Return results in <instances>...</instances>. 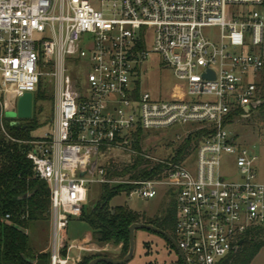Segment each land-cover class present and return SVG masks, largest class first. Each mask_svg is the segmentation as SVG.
I'll list each match as a JSON object with an SVG mask.
<instances>
[{"label":"built area","instance_id":"2783aa9c","mask_svg":"<svg viewBox=\"0 0 264 264\" xmlns=\"http://www.w3.org/2000/svg\"><path fill=\"white\" fill-rule=\"evenodd\" d=\"M206 29H218V38ZM153 56L177 80L169 95L143 89V67ZM262 71L264 0H0L2 130L20 126L8 117L20 98L38 94L44 82L53 90L49 130L27 155L49 187L50 264H70L72 250H94L80 242L65 247L93 185L129 187L130 201L165 190L176 212L171 236L189 264H223L263 229L259 155L229 130L263 99L255 82ZM185 125L193 129L177 136L176 151L190 135L200 138L180 162L176 153H149V134ZM117 153L128 165L141 157L162 173L112 179ZM225 161L238 179L227 180Z\"/></svg>","mask_w":264,"mask_h":264},{"label":"trees","instance_id":"16d2710c","mask_svg":"<svg viewBox=\"0 0 264 264\" xmlns=\"http://www.w3.org/2000/svg\"><path fill=\"white\" fill-rule=\"evenodd\" d=\"M261 87H264V79ZM262 98L264 99V93ZM32 118L29 120H34V112ZM35 129L34 126H12L7 123L2 130L0 126V264H33L39 260L50 264V256L37 255L32 248L30 236L26 233L37 224L50 222L49 187L35 177L33 165L27 159V155L32 149L30 143L35 141L31 136ZM141 136L142 134L139 133L138 138ZM199 138V134L190 135L186 144L176 151L173 160L177 163L180 162L189 150L193 139ZM137 149L141 150L138 144ZM123 166L112 163L109 168L110 178L152 179L162 173L161 166L153 165L152 162L145 161L141 157L133 158L131 164H123ZM129 191L130 188L125 186L102 187L100 202L82 221L90 227L92 238L97 244L122 246L124 257L129 252V229L132 225H153L172 235L176 218L173 202L169 203L164 215L155 220L146 219L145 216L137 214L127 207L112 208L110 206V202L115 196ZM83 215H85V209ZM7 216H9L8 220ZM263 232L262 229L256 231L252 238L255 239ZM251 239L246 240L241 248L223 264H251L263 246L254 243ZM168 245L175 249L169 241ZM146 248H148L147 245ZM99 257L106 256L83 259L79 264H89ZM178 264H184L180 257Z\"/></svg>","mask_w":264,"mask_h":264},{"label":"rangeland","instance_id":"374dc122","mask_svg":"<svg viewBox=\"0 0 264 264\" xmlns=\"http://www.w3.org/2000/svg\"><path fill=\"white\" fill-rule=\"evenodd\" d=\"M204 32L212 38H218L220 34L218 29H206ZM159 62V57L153 56L143 67V89L151 93L154 97H158L161 94L169 95L173 87L177 84L172 70L161 66V64H158ZM263 79L264 71L257 74L255 82L262 85ZM261 89L263 94L264 87ZM52 95L53 90L49 83L46 84L44 82L38 94L33 95L34 120H20V126H34L36 128L35 131L31 133L35 141L43 138L49 130L51 114L53 113ZM14 119H16V117ZM9 122L11 123V121ZM191 129H193V126L185 125L149 134L151 140V149H149V153L158 159L173 158L176 149L179 147L176 141L177 136L184 138L186 132ZM229 130L232 136L236 138L237 144L248 149L254 146L256 147V152L260 158L258 166L259 181L264 182V144L261 142L264 136V105L257 110L252 109L249 118L239 119L238 123ZM117 155H119V157L114 159V163L120 164L122 167H124L123 164H128V158L121 156L119 153H117ZM194 161L195 157L192 163H194ZM223 173L229 181L236 178L238 179L237 168L229 161L224 162ZM89 191V201L85 206L84 218L74 220L69 225V243L77 241L84 242L91 235L90 227L82 221L90 215L92 209L100 202L102 188L100 185H93L89 187ZM169 201V195L165 190H161L159 196L151 201H142L138 199L130 201L126 194L122 193L111 200L110 206L112 208L127 207L133 212L145 216L146 219L155 220L164 215L165 209L169 206ZM49 227V223H41L37 225L38 230L33 229L31 239L34 242V246L39 245L40 247H45L47 245ZM262 230H264V228ZM91 239L96 243L93 238ZM251 241L264 246V232L255 239L252 238ZM146 245L148 248H146ZM98 246V248H94V250L89 252L83 259H91L96 256H106L114 260H122L125 258L122 253V246H115L113 244H98ZM178 260V252L168 245V241H166L164 237L150 231L138 230L135 235L134 255L127 264H178ZM252 264H264V248L260 250Z\"/></svg>","mask_w":264,"mask_h":264},{"label":"water","instance_id":"95a60500","mask_svg":"<svg viewBox=\"0 0 264 264\" xmlns=\"http://www.w3.org/2000/svg\"><path fill=\"white\" fill-rule=\"evenodd\" d=\"M263 105H264V99L254 103L251 108L253 110H257L260 107H262ZM249 111H250V108H247L246 112H249ZM32 116H33V97L31 94H26L25 96H23L22 98L19 99L17 112H15V113L13 112V113L8 114V117L11 119L12 118L14 119L16 117V118L21 119V120H29L32 118ZM138 230H146V231H150V232L161 235L162 237H164L166 240H168L169 242H171L173 244L176 251L178 252L179 257L183 261V263L189 264L187 262L185 256H184V254L179 249L177 243L175 242V240L172 238V236L170 234L156 228L153 225H148V224H134L130 227V229H129V233H130L129 252L124 259L114 260L113 258H110V257H99V258L92 260L89 264H127L128 262H130L131 259L133 258V255H134L135 235H136V232ZM243 243L244 242L241 241L239 243V246H242ZM33 264H46V262L44 260H39V261L33 262Z\"/></svg>","mask_w":264,"mask_h":264},{"label":"crops","instance_id":"0c3cea01","mask_svg":"<svg viewBox=\"0 0 264 264\" xmlns=\"http://www.w3.org/2000/svg\"><path fill=\"white\" fill-rule=\"evenodd\" d=\"M49 224H50L49 236L47 238V245L45 247H40L39 245L34 246V242L31 239V234H32L33 229L34 230H38L37 229V225H39V224H37L36 226L32 227L30 230L26 231V233L30 236L32 248L37 253V255H48V256L51 257V254H52V248H51L52 225H51V221L49 222ZM68 229H69V227H68ZM91 238H92V233H91L90 237L86 239V241H84V242L77 241V242L86 244L90 249L98 248L99 247L98 244L94 243ZM65 241H66L65 242V247L69 246L71 244V243H69V240H68V230H67L66 235H65ZM262 248H264V246H262ZM89 252H92V251L80 252L78 250H72L69 253L70 264H79L82 261V259L87 256V254ZM61 255H62V258H65L67 256V252L65 250H63Z\"/></svg>","mask_w":264,"mask_h":264}]
</instances>
